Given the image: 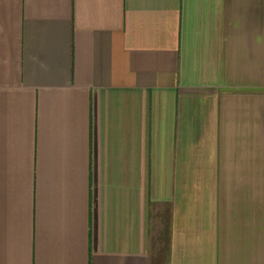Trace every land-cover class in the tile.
I'll return each mask as SVG.
<instances>
[{
	"label": "crops",
	"instance_id": "0c3cea01",
	"mask_svg": "<svg viewBox=\"0 0 264 264\" xmlns=\"http://www.w3.org/2000/svg\"><path fill=\"white\" fill-rule=\"evenodd\" d=\"M0 264H264V0H0Z\"/></svg>",
	"mask_w": 264,
	"mask_h": 264
},
{
	"label": "rangeland",
	"instance_id": "374dc122",
	"mask_svg": "<svg viewBox=\"0 0 264 264\" xmlns=\"http://www.w3.org/2000/svg\"><path fill=\"white\" fill-rule=\"evenodd\" d=\"M162 238L164 239V237L162 236ZM162 241V240H161Z\"/></svg>",
	"mask_w": 264,
	"mask_h": 264
}]
</instances>
